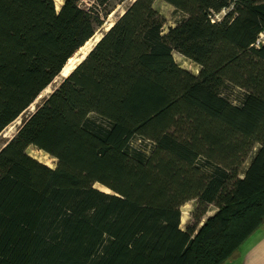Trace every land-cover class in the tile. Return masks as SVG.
Wrapping results in <instances>:
<instances>
[{"label": "trees", "instance_id": "1", "mask_svg": "<svg viewBox=\"0 0 264 264\" xmlns=\"http://www.w3.org/2000/svg\"><path fill=\"white\" fill-rule=\"evenodd\" d=\"M122 1L0 0V133ZM162 1L185 16L130 1L0 148V264H223L264 224V0Z\"/></svg>", "mask_w": 264, "mask_h": 264}, {"label": "rangeland", "instance_id": "2", "mask_svg": "<svg viewBox=\"0 0 264 264\" xmlns=\"http://www.w3.org/2000/svg\"><path fill=\"white\" fill-rule=\"evenodd\" d=\"M130 1L132 0H123L122 2L119 3H115L112 6V9L110 11V13L107 15L106 17V21L105 23L96 29L94 35L91 37V42L94 41V39H92L95 35H101L102 30L107 29L111 23L115 20V18L117 16H119L121 13H123V11L125 10V8L128 6V4L130 3ZM55 2V7L56 9H59V6L61 5V3L63 2V0H54ZM95 2V0H80L79 5L81 7L84 8H88L91 5H93V3ZM153 7L164 17L165 22L163 25V30L166 31L167 28L169 26H173L176 22H178L180 19H182L185 15L179 11L176 10L172 5L162 1V0H154L153 2ZM226 11V10H225ZM110 24L107 28L106 26ZM93 46V45H92ZM87 53V52H86ZM83 55L82 51H78L77 54L73 55L75 56V60H77L78 58H81ZM173 57L176 61V63L182 67L185 68L187 70H189L191 73L196 74L198 71V65H196L194 62L184 58L183 56H181L179 53L177 52H173ZM74 62V61H73ZM62 70V69H61ZM63 76V74L59 73V75H57L52 82L46 87V89L42 90L40 92V94L34 99V101L29 105V107L27 108L26 111H24L23 113H21L14 121H12L9 125H7L0 133V148L4 145V143L12 137V135L15 133L17 127L19 126V124L21 123V119L23 118V116H25L26 113L31 112L35 106L37 104H39L41 102V100L47 96V94L49 92H51L52 88L58 84V82L60 81L61 77ZM221 93L223 96H225L229 101L236 103L237 99L240 95V90H238L236 87H234L233 85L226 83L222 89H221ZM130 145L133 148L136 149H140L144 152H147L149 150L150 147V142L146 141V140H139L137 137L132 139L130 142ZM257 146H255L251 152L247 155V157L244 159V161L241 163L240 167H239V175H242L243 170L245 169V167L247 166L249 160L251 159L253 153L255 152ZM26 152L34 157L35 159H37L38 161L53 167L55 164V158L51 157L49 154L33 147V146H29L26 149ZM96 187L104 190V191H109L107 188L100 186L99 184H95ZM196 206V200L191 199L186 201L185 203H183L180 207V211H181V217H180V227L183 229L185 228L187 225H192L194 223V209ZM216 211V206L214 204H208L207 205V210L205 211V213L203 214L202 217V221H204L207 217L211 216L214 212ZM201 224V223H200ZM199 224V225H200ZM198 225V226H199ZM238 249L233 253V255L228 258L226 261H224L223 264H225L229 259L234 258L237 254Z\"/></svg>", "mask_w": 264, "mask_h": 264}, {"label": "crops", "instance_id": "3", "mask_svg": "<svg viewBox=\"0 0 264 264\" xmlns=\"http://www.w3.org/2000/svg\"><path fill=\"white\" fill-rule=\"evenodd\" d=\"M225 264H264V224L244 240L236 256Z\"/></svg>", "mask_w": 264, "mask_h": 264}, {"label": "bare ground", "instance_id": "4", "mask_svg": "<svg viewBox=\"0 0 264 264\" xmlns=\"http://www.w3.org/2000/svg\"><path fill=\"white\" fill-rule=\"evenodd\" d=\"M110 24H108L106 26V28L109 26ZM92 39H94L93 42H91V38L89 40H87L85 42V44L78 50V51H82L83 55L82 57L86 54V52L92 47V45L99 39V35H95ZM81 58H78L77 60H75V56H72L68 59V61L66 62V64L62 67L61 73L63 75H66L71 69L72 67L78 62L80 61ZM74 61V62H73ZM46 89V88H45Z\"/></svg>", "mask_w": 264, "mask_h": 264}, {"label": "built area", "instance_id": "5", "mask_svg": "<svg viewBox=\"0 0 264 264\" xmlns=\"http://www.w3.org/2000/svg\"><path fill=\"white\" fill-rule=\"evenodd\" d=\"M224 14H225V10H221L218 13H213L212 15H210V18L212 21L219 20ZM263 39H264V33H261L259 38L256 41V44H258L259 42H262Z\"/></svg>", "mask_w": 264, "mask_h": 264}, {"label": "water", "instance_id": "6", "mask_svg": "<svg viewBox=\"0 0 264 264\" xmlns=\"http://www.w3.org/2000/svg\"><path fill=\"white\" fill-rule=\"evenodd\" d=\"M121 14H122V13H121ZM112 24H113V22L111 23V25H112ZM111 25H110V26H111ZM110 26H109V27H110ZM109 27H108V28H109ZM108 28H107V29H108ZM107 29H105V31H106ZM101 36H102V35H100V37H101ZM100 37H99V38H100ZM98 40H99V39H98ZM98 40H97V41H98ZM97 41H96V42H97ZM96 42H95V43H96ZM90 49H91V48H90ZM90 49H89V50H90ZM89 50H88V51H89ZM88 51H87V52H88ZM77 53H78V51H77L75 54H77ZM75 54H74V55H75ZM86 54H87V53H86ZM86 54L82 57V59L86 56ZM82 59H81V60H82ZM81 60H80V61H81ZM80 61H78L76 64H78ZM76 64L72 67V69L76 66ZM72 69H71V70H72ZM71 70H70V71H71ZM70 71H69V72H70ZM69 72H68V73H69ZM68 73H67V74H68ZM67 74H66V75H67ZM66 75H63V77H65Z\"/></svg>", "mask_w": 264, "mask_h": 264}]
</instances>
